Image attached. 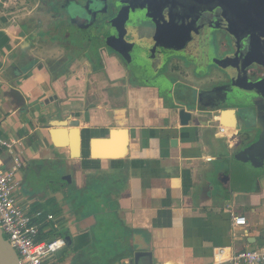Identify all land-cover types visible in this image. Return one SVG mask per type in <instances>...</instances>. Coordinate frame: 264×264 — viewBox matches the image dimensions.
I'll list each match as a JSON object with an SVG mask.
<instances>
[{"label": "crops", "instance_id": "obj_1", "mask_svg": "<svg viewBox=\"0 0 264 264\" xmlns=\"http://www.w3.org/2000/svg\"><path fill=\"white\" fill-rule=\"evenodd\" d=\"M13 2L3 11L0 0V137L21 142L20 187L24 171L47 170L62 179L45 197L17 189L29 214L57 218V231L50 229L47 239L69 236L66 247H75L77 256L93 252L99 264H213L218 247H232L233 254L264 248V165L253 147L258 137L239 129L223 136L217 112L196 110L198 95L219 81L220 72L199 79L189 70L180 75L179 67L170 71L171 99L163 94L168 87L133 83L129 69L104 47L100 62L32 41V20L19 25L10 19L19 4ZM36 50L53 56L38 58ZM62 57L65 65H53ZM178 84L192 87L190 98L177 94ZM173 104L194 114L189 125L180 124ZM63 121L81 132L78 157L54 144L51 130ZM113 130L112 141L102 143ZM122 149L118 158L94 156ZM229 208L248 218L235 236Z\"/></svg>", "mask_w": 264, "mask_h": 264}, {"label": "water", "instance_id": "obj_2", "mask_svg": "<svg viewBox=\"0 0 264 264\" xmlns=\"http://www.w3.org/2000/svg\"><path fill=\"white\" fill-rule=\"evenodd\" d=\"M117 1V0H116ZM126 2V0H120ZM201 3L211 1V3H223L227 6V8L232 6L234 4V0H199ZM128 2V1H127ZM170 6L167 4V7ZM165 7V6H164ZM182 7V6H181ZM184 7L181 10L179 14H176V17H178L179 20H184L186 22H179V25L175 23L176 34H179V37L174 39V30H168L170 28V24L173 21L174 22V11L171 10V8L167 11V13H161V20L155 19L154 15H151L149 12L146 16H144L143 22L147 24L144 26V37H142L143 32H140L137 34L139 39V43H134L129 40H125V42H120L119 47L120 49V55L122 58H125V61H131L133 60L132 64L137 60H143L148 58L145 56L147 52H149V55L153 54V47H159L162 48L163 51H160V58H156L155 62L156 65L153 63L152 59H148L146 61L150 62L153 65V68L151 69V72L155 74V77L158 79H155L152 83H150L153 86L160 87L159 89H167L169 88V76L166 73L160 72V67L162 66L163 62L166 65H169V61L167 58H163L165 56V52H167L168 56H177L180 58L181 61H183L184 64H186L187 67H192L194 69V76L199 79H209L213 76L212 71L208 70L209 66H216V68L219 70V72L224 76V79L218 82H215L216 84H219L221 86L220 90H215L209 94H206L204 97L203 94L198 95V103H196V110H198V107L205 106L208 108L209 113L214 115L213 113H218V122H220V126H226L229 128H234L236 130H240V133L246 137H258V142L255 143L253 146L256 150L257 156L256 160L258 164L264 165V110L258 109V105L256 101L253 99L255 96L260 94L259 90L260 87L264 88V80H262L263 77L259 76L258 72L254 69L253 62L252 64L247 61V59H250V50L246 55L242 54V39H237V43H235L233 46V42H235L233 35H231V32H228L227 29V35L230 38V49L225 50L224 52H227L226 57L224 58V63L220 62V58H218V53H224L221 49V47L217 44L218 42L205 38V35L200 38V35H196V37H193L189 33L194 32L193 30L186 31L184 28L188 24H193L191 22H195V26L197 25H204L206 27L208 22L207 14L204 11H200L199 14L196 15V17H191V13L185 9ZM123 11V10H122ZM122 11L118 13L116 16V22L118 23L117 26L123 25V27H134L133 24H129L125 22L119 23L118 21L121 20V18H124L122 16ZM162 12H165L162 11ZM212 14V20L216 23V20L218 19V16L215 15L214 12H208ZM128 16H130V13L128 12ZM133 20L137 22V17L132 13L131 15ZM128 18V17H127ZM129 20H127L128 22ZM191 21V22H189ZM206 22V23H205ZM120 24V25H119ZM213 25V23H210ZM166 26V27H164ZM163 27V28H162ZM249 27V26H247ZM219 26L215 25L212 29H218ZM167 29V34L169 39H164L163 34L165 33ZM249 29V28H248ZM126 30V29H125ZM250 30V29H249ZM165 31V32H163ZM170 31V32H169ZM172 33V35H171ZM187 35H189L190 41L186 43V46H182L181 43L185 41ZM119 37V36H117ZM251 33L245 36V40L250 42L251 40ZM200 38V39H199ZM165 40L167 42H173L174 47H171V44L164 43L161 40ZM209 39V40H208ZM234 40V41H233ZM190 44V46H189ZM161 45V46H159ZM215 50L217 51V55L215 56ZM174 52V53H172ZM166 53V54H167ZM158 56V57H159ZM167 56V57H168ZM255 58V57H254ZM166 61V62H165ZM243 61V62H242ZM246 62L248 64H246ZM260 66L264 67V63H260ZM243 64L245 66H243ZM14 69V68H13ZM128 69L133 70V67L130 66ZM137 77H141L139 73V70L136 72ZM259 82L257 83L256 81ZM148 82V81H147ZM212 83L211 85H216ZM226 86V88H223ZM172 87L168 89V92L163 93L164 96L172 99V93H171ZM222 90V91H221ZM263 96V95H261ZM210 97V99H208ZM173 109L176 110L178 114V118L180 121V124L182 126H187L190 124V122L193 121L194 114L192 112L187 111L185 108H182L180 110L176 109V105L173 104ZM117 132L115 130L110 132V139H104L101 140L102 143H110L112 141L113 135H115ZM256 133V135L254 134ZM80 130L78 128H70L68 123L63 121L61 122L58 127H55L51 130V136L54 141V144L57 147H70L73 150V156L78 157L79 154V148H80ZM62 135H71V142H68L66 140H62ZM255 135V136H253ZM255 138V140H256ZM98 140L95 141V143ZM100 141V140H99ZM98 141V142H99ZM97 142V143H98ZM94 143V142H93ZM126 143V142H125ZM124 149H122L121 152H123ZM119 152H102V153H95L94 156L97 158H118L120 155ZM113 156V157H109ZM65 240L68 242L69 245H71V238L68 236L65 238ZM0 264H21L19 260V256L15 249L11 246L7 236L4 234L2 229L0 228Z\"/></svg>", "mask_w": 264, "mask_h": 264}, {"label": "rangeland", "instance_id": "obj_3", "mask_svg": "<svg viewBox=\"0 0 264 264\" xmlns=\"http://www.w3.org/2000/svg\"><path fill=\"white\" fill-rule=\"evenodd\" d=\"M7 1L9 0L4 1V3L7 4ZM36 1L37 2L34 5H30V7H27V9H23L21 11L18 10L15 13H13V15L10 17V19L14 18L18 20V23L20 25L23 20H30L32 18L31 16H37L35 21H38V19L40 18L41 20L44 21L43 23L47 25L49 23V19H51V15L54 14V11L58 13L57 21H56V24H54V28H52V26L50 27L46 26L45 30H43L44 28L39 29V27L38 28L36 26L34 27L35 24L33 21H32L33 23L28 21L27 23L28 26L32 27L31 29L35 32L31 36L32 41L34 42L38 41L41 45L45 43V46L47 45L46 46L47 49H49V46H52L50 49H54L55 47L64 48L65 51L67 50L68 54H71L70 57L78 55V53L83 54L85 52L84 55L86 56L95 55L94 58L102 62L103 59L101 58L102 57L101 48H103L104 46L105 48L108 47L107 51L110 55L113 56L117 54L120 56V49H118L119 44L116 41V38L117 36H119L117 30H119V28H121L122 25L119 24L120 26L117 27L118 23L116 22L115 18L119 12L125 9V17L121 18V20L118 22L123 23L126 21V23H129L130 19L127 18V15H128V12L130 13V7L133 5V3H127L124 1L122 3V1L120 0H117V1L116 0H75L74 2L78 3L79 6H75V7L70 6L68 9V6L71 4L68 2V0L66 1L64 0V4H62L63 1H61L60 4L56 3V5L52 3V2H55L54 0H36ZM11 2H13V0H11ZM14 2L17 3L18 0H15ZM23 2L25 3H22V5H25L27 0H24ZM18 3L20 4V2ZM100 3L105 7V10L103 13L100 11V8H101ZM94 4L97 5L98 18H95L93 16L94 14L90 13L91 11L94 10V6H95ZM107 6H110V9H106ZM5 7H6L5 5L4 7L2 6L3 11L6 10ZM9 8L13 9L12 7H9ZM51 8H52V11H51ZM75 17L77 18L78 17H81V18L89 17L93 20V24H91V27L86 26V25L81 26L79 21L77 22L74 20ZM127 20L129 21L127 22ZM178 25L179 23H177L176 26ZM168 30H171V31L174 30L173 21L171 22L170 28ZM256 30L257 29L255 26L254 28L250 30L243 29L241 33V37L240 35L239 37L242 39V41L240 42L242 43V47H241L242 54L246 55L250 50V55H249L250 59L248 58L247 61H249V63L251 64L253 62V65H254L253 67L256 70V72H258L259 71L258 68L262 66H260V64L255 60L254 57L259 52L263 53V50L261 51V46L259 43H262L264 45V33L258 30H257L258 31L257 33L255 32ZM172 33H174V39L175 38L177 39L179 37V34H176L177 33L176 30H174V32ZM250 33L252 35L251 40L250 42L246 44L247 41L245 40V36ZM255 33H257L258 36H256ZM162 34H163L164 39H169L168 34H167V29H166V32ZM98 35L100 36L99 40L96 39ZM109 35H111L110 38H109ZM111 37L113 38L111 39ZM225 39H229V37L226 36ZM218 54H219L218 58H220V62L224 63V58L226 57L227 52H224V53L219 52ZM35 55L38 58H41V57L43 58L44 56V58L46 59L47 57H50L52 53L51 51L49 53L46 51L42 52L41 50H36ZM216 55H217V51L215 50V56ZM55 56H59V55L56 54ZM172 57H174V62L177 61L178 64L176 66L180 68L181 70L180 73H183V72L185 73V72H188L189 70L192 73L190 74L194 76V73H193L194 69L192 67H187L186 64H184L183 61H181L179 57L177 56H172ZM172 57H170L169 59H171ZM64 60L65 58L63 59L60 58L59 60L57 58H54L53 65H55L56 67L58 66L62 67L64 64ZM118 61L121 65L127 68L130 66L133 67V70L129 69L131 73V77H132L131 81H133V83L136 80H137L136 82L139 84L141 83L144 84L147 81L152 83L153 81H155V79H158V77L156 78L155 74L151 72L153 65L148 61L137 60L133 64H132L133 60L131 62V61H125L122 58L121 59L118 58ZM48 63L49 62H46L47 65H49ZM246 64L248 63L246 62ZM243 66L245 65L243 64ZM215 68L216 66H214V64L210 66V70L214 71ZM167 69H168V66L166 65V63L164 64L163 62L162 66L159 69L160 72L166 73ZM138 70H139L138 74L141 75L140 78L137 77L136 75L137 74L136 72ZM262 80H264V78H262ZM256 82L258 83L259 80ZM221 86L222 84L221 85L216 84L214 86L210 85L209 87L203 89L202 94L205 97L206 94H209L215 90H220ZM188 87L189 86L187 85L185 86V85L178 84L177 94L179 95L182 92L188 96L190 92L188 90ZM189 88L192 89V87H189ZM223 88H226V86H224ZM260 88H261L259 90L260 94L255 96L253 99L256 101L258 105V109L264 110V88L262 87ZM188 97L190 98V95ZM208 99H210V97H208ZM191 101L193 102L192 99L190 101H185V102L191 103ZM193 103H195V101ZM22 173L24 177L26 178V182L22 185V187H19L18 190L34 189L33 196L35 195H42L43 197L48 196L47 191L50 190L51 187H54V186L57 187L61 183V180H62L60 177H54L53 175L49 176L48 175L49 172L47 170H41V171L32 170V171H24ZM18 190L15 192V196H18L17 198L20 199L18 195L19 194ZM56 231L57 230H55V232ZM75 251H76L75 247L73 248L65 247L63 250H61L55 255L54 261L51 264H99L98 258L93 252L90 253L89 251L86 250L84 252H79L80 254L77 256L78 253H75Z\"/></svg>", "mask_w": 264, "mask_h": 264}, {"label": "flooded vegetation", "instance_id": "obj_4", "mask_svg": "<svg viewBox=\"0 0 264 264\" xmlns=\"http://www.w3.org/2000/svg\"><path fill=\"white\" fill-rule=\"evenodd\" d=\"M55 2H52L53 4L56 5V3H59L61 1L62 4H64V0H54ZM66 1V0H65ZM75 0H68L69 3H71L68 6V9L70 6H79L78 3L74 2ZM128 1V2H127ZM37 1L36 0H27L26 2V6L22 5V3L18 4V6L16 7V11H21L23 9H27V7H30V5H34ZM127 3H133V5L130 7V16L127 15L128 19H130L129 24H135L134 27H122L119 28V30H117L119 37L116 38V41L118 43L120 42H125V40H129L132 41L134 43H139L138 40L135 39H139L137 34L140 32H143L142 37H144V26H146L147 24H145L143 22L144 16L147 15V11H150L151 15H154L155 19H160L161 18V13H167V11L171 8L172 11H174V30L177 29V27L175 26V23H179V22H186L183 19L179 20L178 17H176V14H179L181 12V10L184 7V11H186L185 9H187L190 13H191V17H196L197 14L200 13V11H204L207 14V18H208V22L213 23V25H211L210 23L206 25V27H204L205 24L203 25H197L195 26V22H191L193 24H188L185 28L186 31L189 30H193L194 32L189 33L190 35H192L193 37H196V35H200V38L202 36L205 35V38H209L212 39L216 42H218L217 44L221 47L222 51L224 52L227 49H230V45L232 43H230V38L229 39H225L227 35V29L228 28V32H231V35H233V38L235 40V42H233L232 46L237 43V39L240 40L241 37V33L243 31V29H252L254 28V26L256 27V29L258 31H262L264 33V0H234V4L232 6H230V8L220 2L217 3H211V1H207V2H203L201 3L199 0H126ZM1 7L5 5L4 2H2L1 0ZM101 4V3H100ZM107 4V3H106ZM167 4H169L170 6L167 7ZM95 5V4H94ZM92 6V4H91ZM165 6V7H164ZM182 6V7H181ZM100 11L103 13L105 10V7L101 4L100 5ZM53 8V7H52ZM51 8V11H52ZM11 8H8V10H10ZM106 9H110V6H107ZM33 10V9H32ZM165 12H162L164 11ZM54 11V9H53ZM208 12H214L215 15L218 16V19L216 20V23L213 22L212 20V14L208 13ZM52 13V12H51ZM91 14H94L93 16L95 18H98V13H97V5L94 6V10L90 12ZM132 13L137 17V22H135L132 18ZM57 12L54 11V14L51 15V19H49V25H45L42 20L39 18L38 21H35V19L37 18V16H31V20L34 22V27L36 26L37 28L39 27V29L44 28L43 30L46 29V26L50 27L52 26V28H54V24H56L57 21ZM122 16H125V9H123V13ZM82 17V16H81ZM75 17V21H79L81 26H89L91 27V24H93V20L89 17ZM161 20V19H160ZM76 22V23H77ZM206 23V22H205ZM218 25L219 28L218 29H212L213 26ZM249 26V27H247ZM118 27V26H117ZM163 28V27H162ZM126 29V30H125ZM255 31L258 33V31ZM44 32V31H43ZM121 32V34H120ZM255 33L256 36H258V34ZM240 35V37H239ZM111 35H109L110 38ZM229 37V36H228ZM100 36L98 35V37H96V39L99 40ZM113 37H111L112 39ZM190 36L187 35L186 39L184 42L181 43L182 46H186V43H188L190 41ZM199 38V39H200ZM192 39V38H191ZM208 39V40H209ZM233 40V41H234ZM112 41V40H111ZM164 43H169V45L171 44V47H174L173 42H167L165 40H161ZM261 46V51L259 52L256 56H255V60L257 62L260 63H264V45L262 43H259ZM161 46V45H159ZM190 46V44H189ZM99 49V48H98ZM108 47L105 48L104 46V50L105 52L108 53L107 51ZM121 49V51L123 50L122 48H118ZM153 54L149 55V52H147V54H145V56H147L148 58L143 59L144 61L148 60V59H152L153 63L156 65L157 63L155 62V60H157L158 58H160V51H163L162 48L159 47H153L152 49ZM165 52V56H163V58H167L168 61L170 62L168 65V69H167V73H170V71L175 70L176 68H178V66H176L178 63L177 61L174 62V55H172L171 59L170 56H168L169 54ZM174 53V52H172ZM93 54V53H92ZM109 54V53H108ZM95 55H91L90 58L94 59ZM110 57L113 58H119L121 59L122 56L120 55H110ZM159 56V57H158ZM168 56V57H167ZM157 58V59H156ZM123 60L125 58H122ZM258 74L259 76L264 78V67H259L258 68ZM208 70H210V66L208 68ZM212 71V74L214 73V71H218V69H214L210 70ZM189 73V72H187ZM221 74V73H220ZM180 75L185 76V73H181ZM169 76V74H168ZM224 76L221 74V77L219 79V81L223 80Z\"/></svg>", "mask_w": 264, "mask_h": 264}, {"label": "built area", "instance_id": "obj_5", "mask_svg": "<svg viewBox=\"0 0 264 264\" xmlns=\"http://www.w3.org/2000/svg\"><path fill=\"white\" fill-rule=\"evenodd\" d=\"M235 132V133H234ZM219 134L231 137L236 129L219 126ZM20 141L6 140L0 137V228L7 236L11 246L19 256L21 264H51L55 255L63 250L67 243L62 237L47 239L44 234L50 229H57V218L53 214L37 212L34 215L18 203L15 192L21 186L18 173L23 167L16 149ZM10 160L13 164L9 166ZM212 158H208L210 162ZM232 216V230H246L248 218L236 215L229 208ZM264 264V248L258 251H242L233 254L232 247H218L213 253V264Z\"/></svg>", "mask_w": 264, "mask_h": 264}, {"label": "trees", "instance_id": "obj_6", "mask_svg": "<svg viewBox=\"0 0 264 264\" xmlns=\"http://www.w3.org/2000/svg\"><path fill=\"white\" fill-rule=\"evenodd\" d=\"M42 22H43V20H42ZM51 73H52L53 77L56 78V75H59L58 74V68L57 69L55 68V69L51 70ZM62 236H64V234H60L59 233V234L55 235V237H62Z\"/></svg>", "mask_w": 264, "mask_h": 264}, {"label": "bare ground", "instance_id": "obj_7", "mask_svg": "<svg viewBox=\"0 0 264 264\" xmlns=\"http://www.w3.org/2000/svg\"><path fill=\"white\" fill-rule=\"evenodd\" d=\"M121 151H122V150H120V153H121V154H120L118 157H121V156L125 153L126 150H124L123 152H121ZM109 157H113V156H109Z\"/></svg>", "mask_w": 264, "mask_h": 264}]
</instances>
